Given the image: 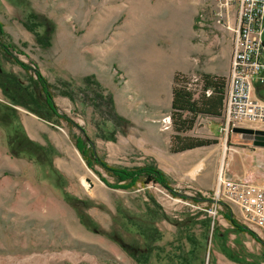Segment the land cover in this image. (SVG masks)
Returning a JSON list of instances; mask_svg holds the SVG:
<instances>
[{
    "label": "rangeland",
    "instance_id": "374dc122",
    "mask_svg": "<svg viewBox=\"0 0 264 264\" xmlns=\"http://www.w3.org/2000/svg\"><path fill=\"white\" fill-rule=\"evenodd\" d=\"M210 7L213 0H0L3 40L13 46L12 55L0 50V71L36 98L24 107L0 87V264H264V233L248 229L237 206L221 200L209 213L220 169L264 180V147L200 116L181 132L163 127L174 74L220 68L223 50L232 57L236 17L229 27L200 24ZM178 12L185 21L172 26ZM206 46L219 56L205 58ZM14 56L38 68L72 126L44 116L31 71ZM79 129L109 166L151 165L172 190L151 181L122 188L99 163L89 168L75 146ZM175 136L215 142L174 152ZM239 153L253 158L232 162ZM144 222L158 240L138 232Z\"/></svg>",
    "mask_w": 264,
    "mask_h": 264
},
{
    "label": "built area",
    "instance_id": "2783aa9c",
    "mask_svg": "<svg viewBox=\"0 0 264 264\" xmlns=\"http://www.w3.org/2000/svg\"><path fill=\"white\" fill-rule=\"evenodd\" d=\"M232 16L236 17V29L218 129L225 135L232 128L244 127L241 125L264 126V100L254 95V82L264 81V0H213V7L201 12L198 19L202 25L211 18L222 20L229 27ZM187 79V88L198 97L202 91L200 75L196 72ZM210 92L206 90L207 95ZM162 121L165 129L171 128L170 115ZM212 197L209 213L215 215L221 200H226L239 208L248 229L264 233V180L254 183L232 178L220 169Z\"/></svg>",
    "mask_w": 264,
    "mask_h": 264
},
{
    "label": "trees",
    "instance_id": "16d2710c",
    "mask_svg": "<svg viewBox=\"0 0 264 264\" xmlns=\"http://www.w3.org/2000/svg\"><path fill=\"white\" fill-rule=\"evenodd\" d=\"M3 36L4 29L0 21V50L6 54L12 55L13 46L4 42ZM13 60L26 72L31 71V78L34 79V83L37 84L39 93L42 97V103L45 106V110L43 112L44 116L48 119L51 118L55 123H59L60 120H63L68 123L69 126H72L74 122L66 114L60 112L57 106L54 104V95L50 90L52 86L41 74L38 68L36 66H30L22 62L16 56H14ZM197 73L200 75V78L202 80V91L200 92L198 97H194L193 92L187 88V74L176 72L173 76L170 102L172 114H170V119L171 128L173 127L176 132H181L183 130L191 128L195 117L200 116L206 118H215L220 116L222 101L225 92L226 78L224 76L211 75L205 72ZM0 87L4 91L8 90L9 92H12V99L17 104H20L24 107H31L30 105L32 104L33 106V103L36 104V98H34L32 91H28V88L22 87L17 82L16 78H14L9 73L0 71ZM208 89L211 91L209 95L206 94V90ZM30 109L38 113L37 110L32 108ZM183 113H189L191 115L190 118L184 117ZM79 130L81 134L80 136L75 137V146L79 150L89 168L93 169L94 163H99V165L104 170L115 176L119 181H123V184L121 185L122 188H130L134 186L138 181H142L143 183L151 181L164 186L170 191L172 190L166 175L161 170L151 165H143L140 167L128 169L109 166L96 155L94 145L92 141L87 137L85 132L82 129ZM174 142L177 146L172 148V151L177 152L183 151L185 149L209 145L211 143H214L215 140L191 138L186 139L181 138L180 136H175ZM186 198L187 197H185V199ZM200 199L206 200L204 198ZM193 201L198 202V200ZM224 216L240 231H244L243 227L239 226L236 220L232 218L229 211L224 212ZM186 220H189V218H187ZM207 221L208 220L204 219V221L202 222L203 224L201 223L205 228L207 227ZM138 232L144 236L146 241L152 242L159 239V234L156 228L153 227L150 222H144L143 225H140ZM187 239L194 249V242H196V240L192 239V236H189ZM139 254H141L142 256H146V254L143 252ZM131 255L136 261L140 262V256H138L136 253H132Z\"/></svg>",
    "mask_w": 264,
    "mask_h": 264
},
{
    "label": "crops",
    "instance_id": "0c3cea01",
    "mask_svg": "<svg viewBox=\"0 0 264 264\" xmlns=\"http://www.w3.org/2000/svg\"><path fill=\"white\" fill-rule=\"evenodd\" d=\"M184 17L182 13H176L175 16L171 19V24L173 23L172 26H174V24L179 25L181 23H183ZM200 53L204 55L205 58H207L208 60H210V58H217L219 55L217 53H214V51L208 46L204 47V48H200ZM222 57L223 58H228L227 63H224L220 68H218L215 65H212L211 63H207L203 69L205 73H209L211 75H219V76H224L227 79L228 73H229V67H230V62H231V53L230 51L227 50H223L222 53ZM156 58V57H154ZM157 58H161V56L157 57ZM166 71H167V76L169 78V80L171 81L172 79V75L170 74V67H166ZM171 85H170V102H171ZM264 90V81L263 82H254V95L261 99L264 100V97L261 95V91ZM216 124V128L217 130L219 129V123H220V116L219 117H215L213 118V120ZM211 121V122H212ZM255 128H260V129H264V126H260V127H255ZM212 132V131H211ZM213 133V132H212ZM214 134V133H213ZM218 135V134H217ZM215 138H217V136H215ZM244 149V147H243ZM264 153V152H262ZM251 155V154H250ZM248 153H244L243 155L241 153H239L237 156H231V160L232 162H235V160H237V158H242L244 160L247 159V156H250ZM250 158L252 159L253 156H250ZM253 168V163L250 164H243V171L244 174H246L248 171H251ZM236 174V173H235Z\"/></svg>",
    "mask_w": 264,
    "mask_h": 264
},
{
    "label": "water",
    "instance_id": "95a60500",
    "mask_svg": "<svg viewBox=\"0 0 264 264\" xmlns=\"http://www.w3.org/2000/svg\"><path fill=\"white\" fill-rule=\"evenodd\" d=\"M232 131L241 133L244 138L250 139L254 145L264 147V129L235 127L232 128Z\"/></svg>",
    "mask_w": 264,
    "mask_h": 264
},
{
    "label": "bare ground",
    "instance_id": "6f19581e",
    "mask_svg": "<svg viewBox=\"0 0 264 264\" xmlns=\"http://www.w3.org/2000/svg\"><path fill=\"white\" fill-rule=\"evenodd\" d=\"M200 170V167H198L196 170H195V172H197V171H199Z\"/></svg>",
    "mask_w": 264,
    "mask_h": 264
}]
</instances>
